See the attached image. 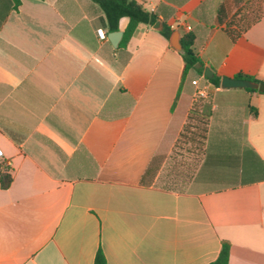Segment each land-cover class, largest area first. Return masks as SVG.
Masks as SVG:
<instances>
[{
    "label": "crops",
    "instance_id": "crops-1",
    "mask_svg": "<svg viewBox=\"0 0 264 264\" xmlns=\"http://www.w3.org/2000/svg\"><path fill=\"white\" fill-rule=\"evenodd\" d=\"M139 1L190 24L221 79L264 83V0ZM13 5L0 0V162L13 177L0 264H95L99 249L107 264H209L222 241L229 264H264V92L214 90L202 149L174 173L201 75L183 80L161 31L140 24L118 48L92 0ZM201 168L215 180H184Z\"/></svg>",
    "mask_w": 264,
    "mask_h": 264
},
{
    "label": "trees",
    "instance_id": "trees-1",
    "mask_svg": "<svg viewBox=\"0 0 264 264\" xmlns=\"http://www.w3.org/2000/svg\"><path fill=\"white\" fill-rule=\"evenodd\" d=\"M13 8L18 10L21 5V0H13ZM97 3L101 9L104 11L107 26L111 32L118 31L119 21L123 17L129 19V23L124 30L121 41L118 45V48H126L131 37L133 36L135 30L140 24H146L153 26L158 20L163 19L164 29L161 31V34L167 39L171 40L173 31L167 24V19L170 15L174 13V9L168 7L165 4H162L156 11H149L145 8L142 2L139 0H92ZM3 21H0V28ZM195 34L190 32L188 34H183L180 36V41L182 43L183 49L180 51L183 60L185 62V69L183 80H186L191 73L197 75H204L205 65L200 58L196 43H195ZM200 63L201 67L197 68L196 65ZM237 78L249 79L253 81H258L254 77L245 74H238ZM206 82L209 84V98L208 99H198L194 102L193 107L187 118V122L184 125L183 131L181 132L177 143L175 145V151L178 147L183 145L196 146L198 148L197 155H199L204 140L206 139L207 132V121L211 115V102L210 95L220 87L221 77L214 72L212 78L205 77ZM250 91H257L254 89L246 88ZM174 151V153H175ZM195 162H193V166ZM206 165V164H205ZM203 169L201 168L196 176L192 177L187 174L184 177V180L190 181L194 178L195 182H213L215 179L206 178L203 176ZM13 177L9 172V169L0 162V187L1 189H7L11 185ZM230 250L231 244L227 241L221 242V249L217 258L210 262L209 264H229L230 260ZM95 264H107L105 256L101 249L98 250L95 257Z\"/></svg>",
    "mask_w": 264,
    "mask_h": 264
},
{
    "label": "water",
    "instance_id": "water-1",
    "mask_svg": "<svg viewBox=\"0 0 264 264\" xmlns=\"http://www.w3.org/2000/svg\"><path fill=\"white\" fill-rule=\"evenodd\" d=\"M152 27L154 30L162 31L164 29V23L162 20H158ZM122 36H123V32L121 31H115V32L109 33V39L112 42V44L115 46L119 44ZM170 43L175 49L182 51L183 46L180 41V37L177 33H173ZM196 67L200 68L201 64L198 63ZM213 75H214V72L209 67L206 66L204 68V76L207 78H212ZM220 86L221 88H224V89L250 88V89L257 90L259 92H264L263 82H257V81H253L249 79H241L237 77H227V76L222 77Z\"/></svg>",
    "mask_w": 264,
    "mask_h": 264
},
{
    "label": "built area",
    "instance_id": "built-area-1",
    "mask_svg": "<svg viewBox=\"0 0 264 264\" xmlns=\"http://www.w3.org/2000/svg\"><path fill=\"white\" fill-rule=\"evenodd\" d=\"M170 29L173 32H178L182 29L184 34H188L192 31V26L185 22L175 21L169 25ZM98 36L101 40L107 38V33L103 28L97 30ZM181 36V35H180ZM202 80L204 82H202ZM192 85L195 88L194 97L195 99H208L209 98V84L205 80V76L201 75L200 77L193 79L191 81ZM2 150L0 149V156H2Z\"/></svg>",
    "mask_w": 264,
    "mask_h": 264
},
{
    "label": "rangeland",
    "instance_id": "rangeland-1",
    "mask_svg": "<svg viewBox=\"0 0 264 264\" xmlns=\"http://www.w3.org/2000/svg\"><path fill=\"white\" fill-rule=\"evenodd\" d=\"M198 152V148L196 146H191L189 144L183 145L182 147H178L173 155L175 158V165L177 168H172V172L181 170L183 171V165L187 163L189 165L191 155H195ZM182 166V167H181ZM190 167V166H189ZM175 173V172H174ZM180 180V179H178Z\"/></svg>",
    "mask_w": 264,
    "mask_h": 264
}]
</instances>
